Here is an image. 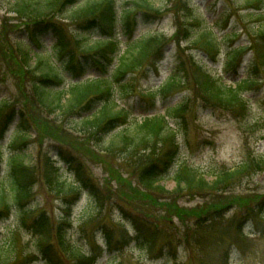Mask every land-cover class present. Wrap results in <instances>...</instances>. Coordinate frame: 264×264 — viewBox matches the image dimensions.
Here are the masks:
<instances>
[{"label":"rangeland","instance_id":"1","mask_svg":"<svg viewBox=\"0 0 264 264\" xmlns=\"http://www.w3.org/2000/svg\"><path fill=\"white\" fill-rule=\"evenodd\" d=\"M86 1L66 11L56 10L52 17L65 38L66 48L59 53L57 37L51 32L39 33L42 47L36 48L31 39L34 33L27 30L30 21L19 19L12 12L15 0H0V106L4 99L8 100L0 110V264H45L41 252L44 248H48L46 252L53 264H72L66 256L61 259V251L56 250V237L61 234L85 253L96 254L89 255L94 257L89 264H264V216L250 211L255 201L251 194L264 192V172L245 177L231 191L226 187L218 193L178 190L175 182L176 173L186 166L200 170L211 182L219 170L235 168L248 156L264 153V87L248 90V110L233 115L196 96L190 59L194 56L198 65L217 79L223 75L222 81L227 85L245 78L250 71L253 74L255 69L257 75H264V67L255 65L258 56L252 50L257 29L264 22L257 14L251 16L254 12L248 9L247 1L254 0H150L160 10V19L141 25L133 41L161 35L163 43L171 46L160 59L152 52L134 75H128L122 94L116 92L117 88L123 89L121 84L111 82L115 88V111L124 109L130 114L132 123L127 127L146 117L165 115L168 126L176 132L177 159L159 180L164 190L150 191L145 196L134 190L140 171L150 163L147 157L142 158L147 162L141 164L138 154L128 155L126 145L114 148V154L101 153L95 136L74 131L78 116L60 110L48 114L33 97V81L49 73L48 65L69 80L73 74L66 70L67 64L73 62L77 66L84 55H95L88 48L99 40L97 33L78 29L77 21L70 19ZM114 1L119 13L132 3ZM182 1L189 5L187 15L183 13ZM209 30L214 31L220 44V56L214 62L210 53L195 43L199 34ZM232 33L236 36L231 37ZM123 42L124 58L127 54L123 52L127 53L130 45ZM25 46L31 50L28 69L35 75L24 71L18 50ZM238 46L250 47L252 52L244 56L240 70L234 66L225 70L227 52ZM35 55L40 58L37 60ZM180 57L187 66L186 72L179 67ZM117 68L118 63L114 70ZM98 76L92 68L81 80ZM170 79L176 84L167 89L166 81ZM12 106L18 107L21 114L24 112L26 122L21 127L17 119L7 130L5 117ZM175 109L176 113L169 114ZM125 130L123 127L102 135L101 148H108L111 137ZM169 147L159 143L153 151L162 156ZM14 158L29 167L25 177L18 176V183L23 186L21 193L15 191ZM57 179L58 183L76 185L77 193L64 198ZM119 184L133 201V207L124 201L125 206L152 225L147 237L138 241L133 240L136 234L128 213L123 214L113 203L120 198ZM99 203L102 207L97 212ZM93 219L96 220L89 223ZM36 221L43 224V232L48 230L50 239L32 229ZM107 234L113 240L110 245Z\"/></svg>","mask_w":264,"mask_h":264},{"label":"trees","instance_id":"2","mask_svg":"<svg viewBox=\"0 0 264 264\" xmlns=\"http://www.w3.org/2000/svg\"><path fill=\"white\" fill-rule=\"evenodd\" d=\"M80 1L82 0H15L12 12L19 19L30 21L27 30L34 33L32 40L37 48L41 46L38 36L41 32L40 26L44 25L46 30L52 29L58 37L57 51L60 53L66 48L64 44L65 38L61 32L62 28L53 22L52 17L56 10L62 8L63 11H66ZM161 1H167L168 3L171 0ZM247 2L249 5L248 9L254 12L251 16L257 14L258 18L264 20V0ZM181 4L184 15H187L189 9L186 1H182ZM160 15V10L155 9L150 0H133L130 7L120 15L115 9L114 0H87L85 5L76 10L70 19L77 21L78 28L88 30V32L93 30L101 39L94 46L88 48V52L95 53L92 58L84 56L83 60L77 66L70 64L67 69L69 73L73 74V79L85 76L92 68L97 71L99 76L97 78L70 83L65 89L66 79L55 73L49 67V73L35 79L36 81H33L32 86L35 90L33 97L36 98L39 107L44 108L48 114L54 115L57 110H60L64 114L78 116L79 122L74 127V131L86 137L95 136L98 139L97 145L101 153L114 154V148H123L126 145L125 150L128 152V155L131 153L138 154L140 161H142L141 164L150 160L149 165H146L140 171L138 182H136V190H134V192H140L144 196L146 195L144 193H149L150 191L161 192L164 190V187L159 184V180L163 177V173L166 174L171 169L179 151L175 131L168 126L166 116L145 118L140 123H134L131 127H127L128 122H130L127 112L125 110L115 111L117 105L115 103L113 104L112 100L115 88L111 82L115 80L117 85L121 84L123 89L120 92L123 93L127 85H123L122 83L126 80L127 75H134L133 73L141 67L152 52H156L154 54L155 58H159L158 56L161 57L165 54V50L170 43H163L161 35H155L154 37H148L146 39L134 40L128 44L130 46L127 53L123 52L127 56L123 58L121 55V46L124 44L123 39L127 42L132 41L140 25L150 24L153 20H159ZM154 17L156 19H153ZM194 22L198 24V20ZM187 25L194 26V24L188 23ZM187 29L190 30L189 28ZM255 32V30L252 31V33ZM256 36L253 51H255L258 58L255 64L257 67H264V22L257 29ZM195 40V43L200 45V49L207 53L213 54L219 50V42L212 31L199 34ZM18 51L21 52L24 71L26 70L28 74L35 75L28 69L31 68L29 65V61L31 60V50L29 47H20ZM243 51H246V48L238 47L230 50L227 54L226 65L229 67L236 64V61L241 58ZM214 58L215 56H213ZM190 59L192 61V72L195 79V94L198 98H202L204 101L213 105L220 106L224 110H230L233 114H237L241 110L243 112L248 110L249 105L245 99V94L249 88L259 87L261 75H257V69H255L253 75H249L239 82L227 85L221 79H216L207 70L200 67L194 56H190ZM117 60L118 68L114 70ZM112 67L114 68L111 72ZM179 67H181L183 72L187 71V66L182 57L179 58ZM75 71L77 72L75 73ZM171 83L175 84L176 82L175 80H170L168 88L171 87ZM176 111L177 109L170 111L169 114L172 112L176 113ZM21 115L22 122H26L24 112ZM45 121L48 122L47 120ZM123 127H126V130L123 133L119 132L118 135L112 136L109 141V147L102 149L100 145V142H102L101 136L104 134L108 135L114 129L116 131ZM158 142L170 146V150H166L162 156L153 151L157 144H159ZM145 157H147V161L142 159ZM154 157L160 158L155 161ZM12 165L15 172V191L18 189V193H21L23 186L18 183L20 181L18 176L26 175L29 167L18 159H13ZM52 170L53 168L50 170V173ZM258 172H264V153L257 156H248L236 168L219 170L211 182H208L200 171L189 167H183L178 171L175 176V181L178 190H185L190 193H193V191L198 193L215 191V193H218L226 187L230 188L231 191V188H235L236 185L241 184L245 177H252L259 174ZM56 183L57 187H61L64 198L68 194L73 195L77 193V188L73 185H67L64 181L58 183V179ZM121 189L122 184H119L117 191L122 200L120 198L114 199L113 203L123 214L128 213L126 216L134 226L136 234L133 240L138 241V239H143L144 236L147 237L152 225L140 219L134 211L125 206L124 201L133 207V201L129 194ZM251 197L255 198L251 212L264 215V192L253 193ZM99 198H103V196L100 195ZM99 198L98 200L102 203ZM95 202L97 203V201ZM2 203L3 201L0 200V204ZM97 206L95 207L96 211H101V204ZM137 209L141 210L140 208ZM129 210L132 212H129ZM94 220L96 219L89 221V223L94 222ZM35 224L32 226V229L34 228L37 233L46 236L47 240L51 238L48 230L43 232L42 227H40L42 223L36 221ZM156 230L157 228H155V232ZM56 238V250L61 251V259L62 256H66L72 264H89V262L94 260L93 256L89 257L88 253H85L81 248L71 243L65 234L57 235ZM106 238L110 245L113 241L111 236L107 234ZM51 242L48 244H51ZM54 246L56 247L55 243ZM46 249L48 250V248L42 249V252H44L43 254L47 258V264L49 261V264H53ZM54 264L57 263L55 262Z\"/></svg>","mask_w":264,"mask_h":264},{"label":"bare ground","instance_id":"3","mask_svg":"<svg viewBox=\"0 0 264 264\" xmlns=\"http://www.w3.org/2000/svg\"><path fill=\"white\" fill-rule=\"evenodd\" d=\"M85 31H87V32H88V30H85Z\"/></svg>","mask_w":264,"mask_h":264}]
</instances>
